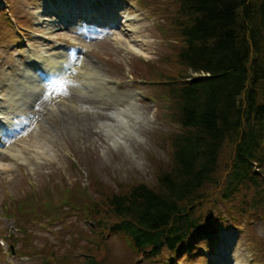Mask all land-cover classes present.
I'll use <instances>...</instances> for the list:
<instances>
[{
    "label": "rangeland",
    "instance_id": "rangeland-1",
    "mask_svg": "<svg viewBox=\"0 0 264 264\" xmlns=\"http://www.w3.org/2000/svg\"><path fill=\"white\" fill-rule=\"evenodd\" d=\"M121 1L127 8L129 7L128 2L130 0ZM54 3L55 0H6L1 4L0 95H5L7 92L4 88L9 83L7 76L15 74L8 71L4 66V62L13 61L11 57L18 52V46H20L18 38L15 43L11 39L7 40V33L12 31L14 35L22 36L24 31L28 38H35V34L41 31L49 36H57L65 39V41L80 44L81 47H88L90 54L102 65V72L109 71L111 76L119 80L132 79L127 80L128 87L122 89L133 92L136 89L142 92V96H137V102L144 110V123H141L139 129L142 136H129L133 152L121 143H117L116 147L114 143L109 141L110 135L91 122L93 116L96 119L110 117L114 105L93 106L91 100L79 93L75 87L69 89L64 85H60V89H64L66 94L62 96L66 101L60 102V111L63 105H66L67 109L72 111L68 101L74 99L81 105L92 106L90 110L95 115H90L88 119L85 112H78L76 119L79 124L75 127L77 130H74L72 126L64 121L66 108L57 114L49 112L54 98L58 96L56 94L54 98H47L44 103H41L43 105L41 110H43L44 115H49L47 117L50 124L43 123L37 136H42L40 138L43 139L44 137L45 140L54 142L57 151H53L57 152V157H53L52 151L49 154L40 155L38 149L32 146L36 137L24 139L17 144L19 147L24 148V153L28 156L30 163L28 161V164H26L25 161L18 159L15 162L8 163L5 160L10 153L0 155V239L4 236L8 237V239H4L6 243L4 247L1 246L0 248V264H7L5 260L9 263L11 261L10 256L4 254V252L7 251L6 247L12 239V234L18 236L15 245L20 247L19 252L23 251L22 253L31 255V257L22 256V259L18 258L16 264H41L40 256L32 253V249H35L32 245V239H35V247L41 250L45 243L50 242V238L41 236L38 240L32 238V236L27 238L25 236H27L30 229L37 233H42L45 230V235H52L51 226L47 223V225H35L31 220L32 216L48 207V199H55V195L48 191H39L37 196L33 191L35 187L42 189L41 186H45L50 178V181L55 183H58L60 179L67 181L65 176L67 172L74 173L75 177L80 180L78 181L79 187H82L83 181L91 179L92 190H94V198L91 203L101 210V216L104 219H112L113 213L109 208L108 198L115 192L128 190L130 186L138 182L155 186L158 173L171 164L172 135L181 131V125L177 121L175 103L170 98L166 85L168 79L178 78L184 73L177 61L176 50L181 41L177 31L179 16L176 0H134L131 19L126 25L127 29L112 34L116 36L108 35L94 40H82L51 22L50 20H53L52 16H56V13L51 11ZM60 14L63 15L64 12H60ZM44 17L46 18L44 19ZM4 31L6 35L3 34ZM36 43L39 44V42ZM41 49L39 47V51ZM88 63L95 64L92 60H89ZM102 72L97 70L93 72V75H101ZM116 117L115 115L114 119ZM112 122H117V120L115 119ZM49 125L55 126L54 129L60 131V138L56 137L55 133L48 128ZM69 145L75 149V152L81 158L82 167L79 168V171L75 170L74 172L68 166L67 157L70 154L66 148ZM232 150V145L225 147L223 149L224 157L228 158V154H231ZM35 153L39 155V161L36 160ZM15 155L16 153H13L9 156L12 158ZM229 161L221 164L222 172L225 173ZM9 168H13L15 171H10ZM51 170L55 172L50 174ZM262 171L264 173V165ZM259 175L262 176L261 170ZM222 181H224V178H222ZM214 183L210 184L208 188H213ZM57 188L58 191L66 193L69 187ZM215 191L211 192L210 197L212 200ZM262 191L264 192V190ZM263 192H260L259 195ZM254 195V187L236 194L228 202L232 209L231 214L225 215L227 218L232 216L233 225L240 230L241 238L238 244L240 258L250 256V248L253 249L252 254L256 260L255 263L245 260L244 264H264V205L261 207L255 206V202L252 200ZM212 200L205 202V211L203 208L202 212L208 213L211 210V206L214 204ZM79 204L84 205L81 202ZM225 206L222 205V207ZM233 209L236 210V213L233 212ZM78 213L74 208L72 217H59L62 222L57 227L69 226L70 222H78L80 223L79 232H85L92 238H98L95 231L100 232V228L96 229L95 225L92 228L85 223V219L82 217L77 221L76 216ZM23 225L26 228L25 230ZM45 226H48L49 229H46ZM229 228L225 230L230 236ZM60 238L61 236L57 235L54 239V242L58 245L62 243ZM227 239L231 240L228 237ZM76 241L74 247L67 244L69 249L76 252V258L68 260L70 264H80L79 258L82 255L89 256L91 254H93V259L98 264H109L110 261L114 264H134L138 258L136 251L126 238L117 239L113 236V238L106 241L111 246L109 261L107 258L101 257L105 248L100 246L97 240L95 242L92 239L83 238L77 244ZM215 247H220L217 241L214 242ZM216 253L218 254V260L214 261L211 255L208 257L212 258V263L222 264L224 259L219 257L221 250L216 249ZM208 263L210 262L208 261ZM50 264L52 263L50 262ZM61 264L64 263L61 262Z\"/></svg>",
    "mask_w": 264,
    "mask_h": 264
},
{
    "label": "trees",
    "instance_id": "trees-1",
    "mask_svg": "<svg viewBox=\"0 0 264 264\" xmlns=\"http://www.w3.org/2000/svg\"><path fill=\"white\" fill-rule=\"evenodd\" d=\"M176 4L177 61L184 73L168 82L181 125L172 135L171 164L158 173L155 186L138 182L108 198L112 220L118 219L111 229L128 231L138 247L154 248L153 254L174 248L200 225L214 190L209 212L251 187L252 200L264 204L258 172L264 165V0ZM227 161L224 173L221 164ZM44 252L61 264L57 251Z\"/></svg>",
    "mask_w": 264,
    "mask_h": 264
},
{
    "label": "bare ground",
    "instance_id": "bare-ground-1",
    "mask_svg": "<svg viewBox=\"0 0 264 264\" xmlns=\"http://www.w3.org/2000/svg\"><path fill=\"white\" fill-rule=\"evenodd\" d=\"M40 56L42 57V61L51 68L53 73H57L60 78H65L66 81L71 82L73 85L76 83V80L73 77V70L77 65H74L72 56L68 57L66 53L62 51L59 52V55H46L41 53ZM18 70L20 73L17 78L13 74L8 75V92L3 97L1 96L0 99V126H3V128L0 129L1 134H4L6 132L4 130L6 129L5 124L19 123L18 121H14L13 118L15 117V113H12V111H9V109L17 108L20 109L22 113H35L33 109L36 107L37 102L44 96V92L46 91V86H44V83L47 80L40 79L38 74L36 73L35 75L33 70L30 68L28 69V67L22 68V66H19ZM134 97L135 96L130 97L131 101L117 104V110L110 114L111 117H107L106 119H96L95 116H93V118L91 119V122L94 125H97V127L103 129L106 134L110 135L109 141L114 143L116 147L117 143H121V145H124L128 150L131 149L132 152L133 149L130 143L129 136L141 137L142 134L139 133V129L141 128V123H144V110L137 102V100L134 99ZM122 99L123 98H121V100ZM69 105H71L72 111H69L66 105H63L61 107V111L66 108L64 121L69 126H72L74 130H77L75 127L79 124L78 120L76 119V114L78 112H85V116L88 119L90 118V115H95L94 112L90 110L92 106L81 105L75 100H70ZM51 106L57 108L56 105L52 104ZM7 111L12 114H8ZM115 115L117 116L115 118L117 122H112L115 120ZM145 120L147 122L146 118ZM9 129L11 128H8L7 130ZM38 129L39 126L37 127V130ZM53 130L55 136L60 138V132L57 129ZM36 141L33 140L32 146L39 149L40 155L44 154L43 148L47 149L49 152L50 150L55 149L54 142L45 140V138L42 139L36 137ZM6 146L10 148L8 149V151L15 152L27 162L29 161L28 156H26L24 153V148L19 146L17 147L12 143H7ZM68 150H71L74 154H76L75 149L71 148L70 145L68 147ZM53 154L56 157V151H54ZM34 156L36 160L40 159L38 154L35 153ZM54 172V170H51L50 174ZM65 176L69 184H72L78 179L75 177L74 173L71 172H67V175Z\"/></svg>",
    "mask_w": 264,
    "mask_h": 264
}]
</instances>
